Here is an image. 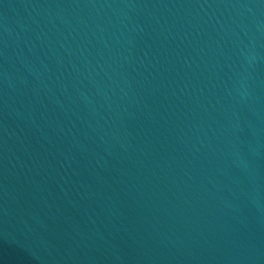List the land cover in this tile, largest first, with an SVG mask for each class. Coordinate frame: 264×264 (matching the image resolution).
Wrapping results in <instances>:
<instances>
[{"label": "water", "instance_id": "water-1", "mask_svg": "<svg viewBox=\"0 0 264 264\" xmlns=\"http://www.w3.org/2000/svg\"><path fill=\"white\" fill-rule=\"evenodd\" d=\"M0 264H264V0H0Z\"/></svg>", "mask_w": 264, "mask_h": 264}]
</instances>
